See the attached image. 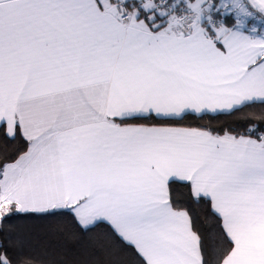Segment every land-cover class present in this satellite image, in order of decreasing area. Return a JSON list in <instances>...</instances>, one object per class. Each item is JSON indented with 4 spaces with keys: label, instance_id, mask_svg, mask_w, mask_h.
<instances>
[{
    "label": "snow or ice",
    "instance_id": "1",
    "mask_svg": "<svg viewBox=\"0 0 264 264\" xmlns=\"http://www.w3.org/2000/svg\"><path fill=\"white\" fill-rule=\"evenodd\" d=\"M0 264H264V0H0Z\"/></svg>",
    "mask_w": 264,
    "mask_h": 264
},
{
    "label": "trees",
    "instance_id": "2",
    "mask_svg": "<svg viewBox=\"0 0 264 264\" xmlns=\"http://www.w3.org/2000/svg\"><path fill=\"white\" fill-rule=\"evenodd\" d=\"M31 231L38 237L39 240L45 243L54 244L58 242V238L52 235H49L46 232V229L41 224H35L30 226Z\"/></svg>",
    "mask_w": 264,
    "mask_h": 264
}]
</instances>
